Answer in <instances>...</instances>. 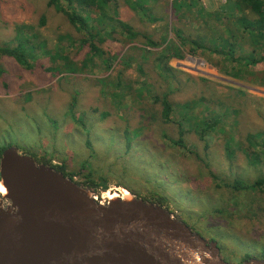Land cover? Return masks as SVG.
Listing matches in <instances>:
<instances>
[{
	"label": "rangeland",
	"instance_id": "374dc122",
	"mask_svg": "<svg viewBox=\"0 0 264 264\" xmlns=\"http://www.w3.org/2000/svg\"><path fill=\"white\" fill-rule=\"evenodd\" d=\"M117 1L121 20L151 35L161 47L124 40L119 33L108 35L103 57L112 67L97 58L96 66L76 74L49 72L62 64L57 57L59 61L43 57L31 70L3 58L0 147L16 146L39 162L64 166L84 186L89 178L98 184L103 179L108 190L98 186L95 193L103 204L124 191L153 203L165 197V208L174 218L187 225L190 221L194 232L217 242L226 262L240 264L248 255L264 259V185L239 192L228 186L235 180L264 179V161L256 157L264 152V63H236L240 50L246 53V61L253 51L264 52L263 41L251 42L244 14L235 8L234 0ZM245 13L248 19L256 18L249 10ZM43 16L46 25L40 27ZM19 25L36 27L52 50L59 48L60 38L82 39L63 14L48 7V0H0V45L16 37ZM68 39L63 41L66 47ZM182 41H188V46ZM193 41L200 43L197 47L235 51L229 56L204 49L191 52L196 47ZM166 47L183 55L169 62L174 70L169 77L160 74L155 60ZM73 49L68 55L80 70L89 59V48L78 51L76 44ZM234 62L244 69L241 76L231 73ZM123 78L125 93L131 86V92L142 87L136 81L145 80L142 83L153 86L155 95L172 89L170 99L175 105L203 99V106L193 110L203 120L186 118L183 124L187 149L172 145L179 129L160 120V106L149 110L155 120L145 129L140 124V101L128 93L118 104L112 93ZM104 80L109 89L102 95ZM73 115L86 125H76ZM216 119L219 125L201 140L196 133L198 123L211 124ZM135 129L140 131L138 136L133 135ZM91 171L95 175L88 177Z\"/></svg>",
	"mask_w": 264,
	"mask_h": 264
},
{
	"label": "water",
	"instance_id": "95a60500",
	"mask_svg": "<svg viewBox=\"0 0 264 264\" xmlns=\"http://www.w3.org/2000/svg\"><path fill=\"white\" fill-rule=\"evenodd\" d=\"M0 183V264H231L167 208L131 193L103 204L16 146L0 156Z\"/></svg>",
	"mask_w": 264,
	"mask_h": 264
},
{
	"label": "trees",
	"instance_id": "16d2710c",
	"mask_svg": "<svg viewBox=\"0 0 264 264\" xmlns=\"http://www.w3.org/2000/svg\"><path fill=\"white\" fill-rule=\"evenodd\" d=\"M235 1V8H239L240 11L244 14L243 18L245 20V32L248 33L249 38L251 42L257 38L258 40H262L264 43V0H234ZM137 4L140 8H142L143 5H141L138 1ZM136 6V5H135ZM134 6V7H135ZM48 7L55 9L57 12L63 14L70 25L75 28V30L81 35L82 39L79 40H70L67 37L60 38L58 41V49L52 50L48 48V44L45 40H42L41 35L38 33L37 28L30 25H19L17 27L16 37L10 41L9 43L0 45V73L4 72V69L2 68V61L3 58H11L18 62L19 65H21L23 68L31 70L34 68V63L37 60H40L41 58H51L56 59L57 57L59 60L62 61V64L60 67H52L49 69V72H65L69 74H76L84 69H87V66H96L95 60L98 58L101 60V62L104 64L105 67L111 68V62L109 60L104 59V49L102 46L104 45L103 42H105L108 39V35H114L119 33L124 37V40L135 42L136 40H142L144 41V44H146L149 47L152 48H160L161 45L156 42L153 37L147 33H142L140 31H137L134 29L133 26L130 24L124 22L121 20L119 11H118V1L117 0H48ZM174 7V6H173ZM144 8V7H143ZM246 10H249L251 13H254V16L256 18L254 19H248L247 14L245 13ZM229 15V16H233ZM154 22L160 21L158 18L152 19ZM46 25V18L43 16L40 19L39 26L43 27ZM178 36L182 38L181 34L178 32ZM69 40V45L66 47L63 45L64 40ZM219 42H223L221 38H219ZM196 47L200 44L199 42L193 41L190 42ZM78 45V51L82 50L85 47L89 48V51L87 52L88 60L86 59L85 65L78 69V63L74 62L70 56L68 55L69 52H72L74 49L73 47L75 45ZM181 44L183 46H188V41H182ZM191 47L190 51L193 52L196 49H204L205 51L212 53V54H224L226 56H229L230 54H233L235 49L231 48L229 51H222L217 46L213 47ZM170 50V47H166L162 49L157 56L156 59V66L157 69L161 71V75L163 77H169L173 73V68L169 67L168 64L172 59H180L183 57L182 53H180L179 50L174 51L173 53ZM56 52V53H52ZM260 53L264 52H256L253 51L251 53V57L248 61L245 58V54L243 50H240L239 58L236 60V63L242 61V62H251L252 64H262L264 63V55L259 56ZM56 59L57 61H59ZM233 72L231 73L233 75L239 74L240 76L244 73V69H240V67H235V62L233 63ZM142 70V67H140ZM124 78L121 80V82L118 83L117 86H115V89L113 90V97L118 100V104H120L123 100V98L126 96V94L129 93V97H133V100H138L141 102V106L138 108L140 111V124L142 128L150 129V123L155 120L154 116L149 113V110H155L158 109L156 106H160L161 110L157 111V115H160L164 124H171V125H177L179 129V137L177 141H174L172 145L180 148V149H187L186 143H185V128L184 123L185 119L188 120H203L202 115H195L193 113V110L197 108V106H200L204 104V101L202 98L196 99V101H188L184 104H178L175 105L170 99V96L172 94V89H167V91L159 96L155 95V93L152 91L153 86L150 84L146 85L145 80L143 81H136L139 84H142L141 86L135 87L134 91L131 92L132 86L129 88L130 92L127 90L124 91L121 90V88L124 87L123 81ZM106 80L102 81L101 84V93L102 95H105L107 90L109 89L108 85L106 84ZM174 85V84H173ZM73 109V108H72ZM177 112H180V118L177 119ZM87 114V113H86ZM98 117L101 119V114H98ZM72 121L78 125L79 127L85 126V122L81 121L76 118L75 115L72 117ZM220 121L215 120L214 123L206 124L204 125L202 122H199L196 127V133L199 135L201 140H204L207 132L209 130L215 129L219 125ZM139 129H135L133 131L134 136L139 135ZM129 131L125 132L126 137L128 136ZM129 138L131 136L129 135ZM129 138H126V143L128 146H130ZM262 147H264V143H262ZM5 147H0V156L2 155L3 151L5 150ZM227 153L230 155L231 150L228 149ZM255 153H253L251 156H254ZM256 157H259L262 161H264V152L259 153ZM38 164L43 163L36 160ZM48 166L55 167L49 163H45ZM56 169V167H55ZM59 171H62L67 177L71 178L73 180V175H69L65 169L64 166L58 167ZM95 173L93 171L90 172L88 177L94 176ZM90 183H87L84 185L79 184L80 186L87 188L91 190L94 194L97 193V187L102 186L103 190H108L107 185H105V181L100 179V183H95L92 181V178H89ZM78 184V183H77ZM264 185V179H258L254 182H248L245 180H235L233 181L229 186L234 192H239L243 190H249L252 188H261ZM131 192V191H130ZM132 193V192H131ZM133 194V193H132ZM135 195V194H134ZM164 202H166L165 197L161 198V201L159 203H153L158 204L161 207H165ZM194 224V223H193ZM188 226H192L190 224V221H188ZM193 227V226H192ZM251 257L248 255V258L241 262L240 264H243L244 262L250 260Z\"/></svg>",
	"mask_w": 264,
	"mask_h": 264
},
{
	"label": "bare ground",
	"instance_id": "6f19581e",
	"mask_svg": "<svg viewBox=\"0 0 264 264\" xmlns=\"http://www.w3.org/2000/svg\"><path fill=\"white\" fill-rule=\"evenodd\" d=\"M0 193L2 195H5V196H8L9 195L7 188L2 183H0ZM122 196L126 200L131 199L130 193L128 191H124V193H122ZM115 198H117V195L116 196H113L112 197V200L115 199Z\"/></svg>",
	"mask_w": 264,
	"mask_h": 264
},
{
	"label": "flooded vegetation",
	"instance_id": "af4514ba",
	"mask_svg": "<svg viewBox=\"0 0 264 264\" xmlns=\"http://www.w3.org/2000/svg\"><path fill=\"white\" fill-rule=\"evenodd\" d=\"M55 168V167H54ZM56 169L58 170V167H56Z\"/></svg>",
	"mask_w": 264,
	"mask_h": 264
}]
</instances>
